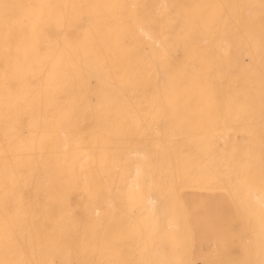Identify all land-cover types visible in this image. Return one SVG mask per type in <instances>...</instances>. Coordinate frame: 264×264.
<instances>
[{
    "label": "bare ground",
    "instance_id": "obj_1",
    "mask_svg": "<svg viewBox=\"0 0 264 264\" xmlns=\"http://www.w3.org/2000/svg\"><path fill=\"white\" fill-rule=\"evenodd\" d=\"M220 257L264 264V0H0V264Z\"/></svg>",
    "mask_w": 264,
    "mask_h": 264
},
{
    "label": "rangeland",
    "instance_id": "obj_2",
    "mask_svg": "<svg viewBox=\"0 0 264 264\" xmlns=\"http://www.w3.org/2000/svg\"><path fill=\"white\" fill-rule=\"evenodd\" d=\"M219 258V257H218ZM248 258V260H247V262H246V259ZM220 259H221V261H222V258L220 257ZM225 259H229V257H225ZM225 259H224V257H223V260L225 261ZM235 259H236V257H235ZM212 260V261H211ZM217 260V259H216ZM216 260H213V259H210L209 260V262L211 261V262H213V261H215V263H216ZM231 260H233V262L231 261ZM242 260H243V262H241L240 263V259H238V257H237V260L235 261L232 257L230 258V261H231V263L232 264H238V263H240V264H260V262H259V260H256V258H254V257H252V258H250V260H249V257H242ZM245 260V261H244ZM220 261V262H221ZM227 261V262H226ZM225 262H221V263H230V261L229 260H226ZM217 262L219 263V259L217 260ZM246 262V263H245ZM257 262V263H256ZM259 262V263H258ZM262 262V261H261ZM221 263H219V264H221Z\"/></svg>",
    "mask_w": 264,
    "mask_h": 264
}]
</instances>
